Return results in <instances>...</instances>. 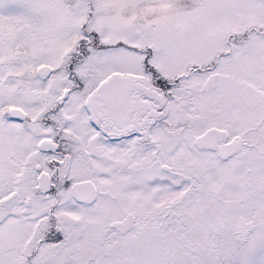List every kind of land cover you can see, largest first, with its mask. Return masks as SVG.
Here are the masks:
<instances>
[{
  "label": "snow or ice",
  "instance_id": "6c2138e0",
  "mask_svg": "<svg viewBox=\"0 0 264 264\" xmlns=\"http://www.w3.org/2000/svg\"><path fill=\"white\" fill-rule=\"evenodd\" d=\"M0 264H264V0H0Z\"/></svg>",
  "mask_w": 264,
  "mask_h": 264
}]
</instances>
